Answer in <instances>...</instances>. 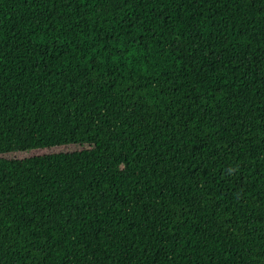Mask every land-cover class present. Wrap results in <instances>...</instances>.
<instances>
[{"label": "trees", "instance_id": "trees-1", "mask_svg": "<svg viewBox=\"0 0 264 264\" xmlns=\"http://www.w3.org/2000/svg\"><path fill=\"white\" fill-rule=\"evenodd\" d=\"M0 264H264V0H0Z\"/></svg>", "mask_w": 264, "mask_h": 264}, {"label": "rangeland", "instance_id": "rangeland-1", "mask_svg": "<svg viewBox=\"0 0 264 264\" xmlns=\"http://www.w3.org/2000/svg\"><path fill=\"white\" fill-rule=\"evenodd\" d=\"M80 146L81 145H78V144H72V145H66V146L60 147L58 149H74V148H78Z\"/></svg>", "mask_w": 264, "mask_h": 264}]
</instances>
